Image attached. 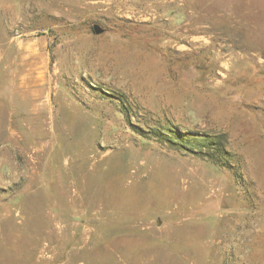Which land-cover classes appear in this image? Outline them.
Segmentation results:
<instances>
[{"label": "rangeland", "instance_id": "374dc122", "mask_svg": "<svg viewBox=\"0 0 264 264\" xmlns=\"http://www.w3.org/2000/svg\"><path fill=\"white\" fill-rule=\"evenodd\" d=\"M0 264H264V0H0Z\"/></svg>", "mask_w": 264, "mask_h": 264}, {"label": "trees", "instance_id": "16d2710c", "mask_svg": "<svg viewBox=\"0 0 264 264\" xmlns=\"http://www.w3.org/2000/svg\"><path fill=\"white\" fill-rule=\"evenodd\" d=\"M140 131L144 133L143 130L140 129ZM157 134L160 135L161 133H157ZM219 144H220V143H218V142H216V141L213 142V144H212L213 147H211V149L213 150L212 153H213L214 156H216V153H218V152H220V151L223 152L222 148L220 149V145H219Z\"/></svg>", "mask_w": 264, "mask_h": 264}, {"label": "water", "instance_id": "95a60500", "mask_svg": "<svg viewBox=\"0 0 264 264\" xmlns=\"http://www.w3.org/2000/svg\"><path fill=\"white\" fill-rule=\"evenodd\" d=\"M95 31L98 33V32H100V29L98 27H96Z\"/></svg>", "mask_w": 264, "mask_h": 264}]
</instances>
